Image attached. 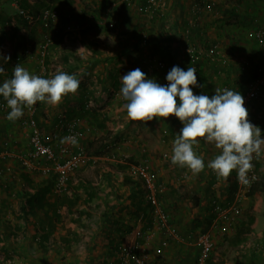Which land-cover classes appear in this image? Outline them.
<instances>
[{"label":"crops","instance_id":"crops-1","mask_svg":"<svg viewBox=\"0 0 264 264\" xmlns=\"http://www.w3.org/2000/svg\"><path fill=\"white\" fill-rule=\"evenodd\" d=\"M3 1L0 0V4ZM26 1L32 5L35 2ZM194 1L165 0V6L153 16L143 0H134L132 5L127 4V0H95L88 7H82V11L75 4L63 7L53 5L59 11L58 21L53 25L63 31L66 23L71 24L73 32L81 28L83 34L86 32L84 41L88 47H85L81 55L84 57L77 65H71L67 53L58 59V48H50L46 56L59 63L51 64L56 69L51 67L45 74H41L39 67L36 69L39 61L35 58L38 57L36 46L26 41L25 46L30 45L34 53L36 49V56L23 57L16 62V56L25 46L15 47L10 41L0 44L5 49H11L8 50L10 59L6 62L7 68L3 67L0 83L12 77L16 64L43 78H52L63 71L74 74L80 81L76 93L64 96L59 104L37 102L36 124L44 133L57 136L56 122L60 113L70 117L84 113L82 94L85 92L92 100L90 113L98 116L104 125V128H97L98 122L92 118L93 115H82L81 127L86 137L80 145L86 147L88 155L96 158L97 163L88 162L75 169L67 191L56 194L53 191V175L28 171L19 161L18 153L27 149L28 131L20 125V120L27 117L28 107L24 108L23 116L15 121L6 118L10 111L8 106L5 110L0 109V164L3 168L0 173V264H117L120 248L136 241L135 231L139 227L144 232L143 238L138 240L139 253L148 264H195L200 248L192 238L196 236H192L191 231L195 232L193 225L197 219L205 221L209 217L213 198H231L233 192L231 195L229 192L236 186L237 171L233 170L224 178L208 168L207 164L221 153V149L203 138H197L199 142L193 147L194 152L204 158L203 171L193 174L187 167L173 165V141L182 127L181 122L174 116L133 121L127 115V101L120 94L121 76L136 68H140L148 78L166 84L165 76L173 66L189 67L182 54L180 32L181 28L192 23L194 37L202 47L200 53L212 51V46L217 44L227 58L224 65L217 60L203 63L201 83L193 87L194 94L211 97L217 89L223 90L224 85L236 91L238 85H234V81L237 76L248 74L250 79L254 76L255 64L264 59V47L256 45L254 36L251 43L246 42L249 44L243 43V40L236 42L235 38L230 43L225 37L234 35L233 28L242 31L248 22H244L245 17L238 12L246 14L248 19L252 17L250 14L256 15L251 27L253 33L256 22L264 26V0H214L221 11L218 18L208 10L192 15L190 7ZM228 2L232 3L231 7ZM9 6L10 9L4 12L0 9V20L14 24L15 11L11 3ZM60 12L61 15L66 14V23L61 20ZM78 13L85 15L80 21L81 26L71 23L72 17L73 23L76 22ZM237 15L242 22L234 23V16ZM30 24H36L37 31L42 33L44 26L39 20ZM90 24L94 29L85 30ZM103 26L113 29L104 33ZM142 32L149 39L145 45L140 40ZM58 41L61 49L68 46L67 36L58 37L55 42ZM250 44L259 51L255 48L248 50L246 45ZM238 50L239 54L248 55L253 62L243 60L234 63L233 60L239 56ZM1 55L3 52H0ZM239 58L245 57L240 55ZM93 62L99 63L97 69L91 68ZM113 75L117 76L116 85L112 80L111 85L107 83ZM0 101L6 103L3 97ZM259 113L264 115V109ZM113 124L116 129L109 132ZM260 124L263 134L264 117ZM94 133H103V138H116L118 146L109 151L103 141L93 145L86 138L95 136ZM4 141L9 142L8 148L4 146ZM143 157L149 159L155 179L165 186L158 197L161 207L168 214L169 223L185 239L171 238L161 251L164 235L150 211L146 186L141 179L127 174L128 165ZM262 171L264 179V169ZM255 193L252 196L247 194L241 201L242 212L247 210L253 218L249 231L237 234L238 221L246 219H242L241 215L231 222L213 220L207 232L213 242L209 257L214 263L264 264V196L260 198V207L258 202L254 204ZM229 223L236 225L228 238L222 239Z\"/></svg>","mask_w":264,"mask_h":264},{"label":"clouds","instance_id":"clouds-1","mask_svg":"<svg viewBox=\"0 0 264 264\" xmlns=\"http://www.w3.org/2000/svg\"><path fill=\"white\" fill-rule=\"evenodd\" d=\"M8 56L0 57L7 62ZM4 68L0 67V73ZM166 84L148 78L140 68L121 76L120 94L125 101L128 117L133 121H151L153 118L176 117L182 127L173 141L171 163L187 167L193 174L205 168L204 158L197 155L193 147L197 138L214 143L221 153L211 160L207 167L227 178L237 171L240 182L247 184V173L253 168V154H260L264 145L261 129L248 119V110L239 91L217 89L209 97L194 94L197 86V70L173 66L166 74ZM80 81L74 74L60 71L52 78H43L30 73L16 64L10 79L0 83V97H3L10 111L9 121L23 116L24 108L37 102L59 104L68 94H75ZM192 86V87H190ZM72 138V143L76 144Z\"/></svg>","mask_w":264,"mask_h":264},{"label":"built area","instance_id":"built-area-1","mask_svg":"<svg viewBox=\"0 0 264 264\" xmlns=\"http://www.w3.org/2000/svg\"><path fill=\"white\" fill-rule=\"evenodd\" d=\"M133 1L134 0H127V4H133ZM146 2L148 4V9L151 16L156 15L157 12L165 6V0H146ZM11 5L16 11V14L26 18L29 24L30 22L36 21V19H38L42 26H48L50 24H54L59 18V11L55 7L43 8L39 10L36 16L35 14L20 8L18 0H12ZM203 10L210 11L215 18L221 16L220 8L214 0H195L191 4L190 12L192 15L200 14L203 12ZM192 25L194 24L192 23ZM110 26H112V23ZM70 30H72L71 24L66 23L64 31ZM180 36L183 52L182 54L184 55L189 67H194L197 70L196 88L201 83V71L199 70L200 51L193 42L194 32H192V26L181 28ZM253 36L257 46L260 48L264 47V26L257 23ZM140 40L143 45L147 44L149 40L148 35L145 32H142ZM51 44V36H46L39 47L38 63L41 71L44 74L47 71L45 57L51 48ZM0 47V49H5L4 45H1ZM31 49L32 48L30 45L25 46V48L20 51L21 53L18 55L17 59L20 60L23 57L36 56V49L35 53ZM211 50V55H214L215 51L217 59H219L223 64L227 63V58L218 49L217 44L212 46ZM212 59L214 58L212 57ZM225 88L231 89V87L228 85H224V89ZM241 95L244 99V106L246 109L248 102L258 103L264 109V59L257 64L254 76L244 86ZM91 101V99H88L87 105H89ZM0 109H7V104L3 101H0ZM35 111L36 104L28 107L27 117L20 120V125L25 127L28 131V143L26 145L27 149L21 154L18 153L20 164L28 171H37L45 176L53 175V191L56 194L65 193L68 189L72 172L85 163H97V159L90 157L85 147L80 145V141L84 136V130H82L81 120L79 118H68L64 112L60 113L56 122L57 136L54 137L51 134L44 133V131L37 126L36 119L34 117ZM112 128L114 129L115 126ZM73 137L77 141L76 144L72 143ZM107 141L108 149H114L118 146V140H116V138L110 136V138H107ZM3 144L7 148L10 145L7 141H4ZM252 164L253 168L247 173V184L240 182L237 175L235 176V183L237 187L233 191L230 200L225 202L217 197L211 200V203L213 204V209L211 210L216 219L232 220L241 214V201L246 198L251 185L259 180L257 169L253 162ZM2 171L3 168L0 164V173ZM128 171L132 177L141 179L146 186L147 202L153 206L152 213L154 214L159 228L162 230L164 235L163 239L161 240V247L159 250L161 251V248L168 244L169 239L182 238L178 230L169 223L168 214L161 207L158 200V195L165 189V186L163 183L155 179V174L147 157L138 160L137 163H130ZM139 222H141V219H139ZM143 233L144 232L142 231L141 227H139L135 231L136 241H134L131 245L120 248L118 252L117 264H148L145 257L139 253L140 244L138 240L143 238ZM195 242L200 248V252L195 259V264H207L209 254L213 247L210 234L208 232L199 234L196 237Z\"/></svg>","mask_w":264,"mask_h":264},{"label":"rangeland","instance_id":"rangeland-1","mask_svg":"<svg viewBox=\"0 0 264 264\" xmlns=\"http://www.w3.org/2000/svg\"><path fill=\"white\" fill-rule=\"evenodd\" d=\"M95 0H89V2H87V0H35V2L33 3V5L31 4V6H34L33 8H35L34 9V12H38L39 10H41V9H43V7H45V6H53V5H55V6H57V7H59V5H60V7H63V6H65V5H70V6H73L74 4L76 5V6H78L79 8H77V9H79V10H81L82 11V7H85V6H87L88 7V4L89 3H91V2H94ZM232 3H227V5L229 6V7H231L232 5H231ZM132 5V4H131ZM246 5H244V7H245ZM248 6H252V4H249ZM54 7V6H53ZM243 9V8H242ZM244 11H245V9H243ZM14 12V11H13ZM251 12V11H250ZM239 14L238 15H242V17H245L244 19V22H247V23H245L244 24V29H243V27H242V31H240V30H238L237 31V29H232V32L234 33V35H230L229 37H228V35H227V37H225L226 39H229L230 40V43H231V39H233V38H235V40L234 41H236V42H238V41H240V40H243V43H245V44H249V43H246V42H250V41H252L253 40V28H251L252 27V25L254 24L253 23V21L254 20H256V15H252V14H250L249 16H252L250 19H248L247 17H246V14H243L242 12H238ZM60 15H61V12H60ZM238 15L237 16H234V23H236V22H242L243 20H241L239 17H238ZM79 16V17H78ZM78 16H77V18H76V22H74L73 23V20H72V18H71V23L72 24H76L77 26H79L80 25V21L82 20H84V16H82L81 15V13H78ZM60 18H61V20L63 21V22H65L66 23V14H62L61 16H60ZM61 20H60V24H61ZM70 22V21H69ZM258 22H256L255 24H257ZM32 25V24H31ZM36 25V24H35ZM56 25H58V24H56ZM81 26V25H80ZM104 27V26H103ZM34 28H35V31H34V33L31 35V36H29L26 32H24V36H25V38H26V41L27 42H29V43H31L32 45H34V46H36V49H38V51H37V55H38V57H36V59H38L39 58V47H40V45H41V43H42V41L45 39V37L46 36H51V39H52V44H51V49H53V48H58L57 49V52H59L58 54H57V58L58 59H60V57L61 56H63L64 55V53H67L68 55L67 56H70L69 58H70V60H71V65H77V63H79V60H80V58L81 57H84V56H81L82 55V53L85 51V47L87 46L88 47V45L87 44H85V41H84V38H85V36H84V34H86V32L83 34L82 33V29L81 28H79V30H76V31H63V29L61 28L60 29V27H55V25H48V26H44V28H41V29H43V31H42V33H40V32H38L37 30V27L36 26H34ZM77 28V29H78ZM105 29H104V33H107V32H110L113 28H107V27H104ZM85 30H92V29H94V27L90 24L88 27H86V28H84ZM252 31V32H251ZM67 36V39H68V46H66L64 49H61L60 47H58V46H60V44L59 45H55V41L57 40V38L58 37H60V36ZM28 36V37H27ZM223 38V37H222ZM218 41H220L219 39H217ZM79 42H82L81 44H79ZM251 43V42H250ZM253 43V42H252ZM65 45V44H64ZM244 45V44H243ZM251 46H249V45H246L247 46V49L248 50H251V49H253V48H255L257 51H259L257 48H256V46L254 45V46H252V44H250ZM235 45H233V47H234ZM200 48H202L201 46H200ZM8 50H11V49H1V51L0 52H3V56H8V55H10L11 53H8ZM90 50L91 51H95V50H93L92 48H90ZM238 52V54L237 55H239L238 56V58H236V59H234L233 60V62L234 63H237V62H240V61H243V60H247L248 62H253V59H251V58H248L249 56L248 55H246V54H239L240 53V50H238L237 51ZM48 54V53H47ZM50 55H52V54H50ZM240 55L241 56H243V57H245V58H242V59H240L239 57H240ZM2 56V55H1ZM247 57V58H246ZM55 64V63H57V65H58V63L59 62H56L53 58H51V57H45V64H48V65H46L47 66V70L48 71H50L51 69V67H52V69H56V67L55 66H51V64ZM99 63L98 62H93L92 64H91V68L92 69H97L99 66ZM38 67H39V63H37L36 64V69H38ZM71 67V66H70ZM76 67V66H75ZM74 67V68H75ZM39 69H40V67H39ZM40 71H41V69H40ZM41 74H44L42 71H41ZM250 76L251 75H248V74H242L241 76H237V80L236 81H234V85H238V87L236 88V91H239L240 92V94H242V92H243V86H245L248 82H249V80H250ZM93 79H95L94 77H92ZM93 81V83L95 82V80H92ZM111 79L109 80L108 79V82L107 83H109L110 85H111ZM120 96H117V98H119ZM36 106H37V103H36ZM247 109H248V119H249V121L253 124V125H255V126H258L259 128H261L262 126H261V124H260V121L262 120V118L264 117V115H263V113L262 114H260L259 112H261L263 109H262V107H261V105H259L258 103H249L248 102V105H247ZM114 126V125H113ZM112 125H110V130L109 131H114V129H116V128H114V129H111V127H113ZM118 129V128H117ZM95 134V133H94ZM103 133H96L95 134V136H90L89 138H87V141H92V144L93 145H99L102 141H103V139L105 138H103ZM262 136H264V133L262 134ZM88 144L89 145H91V142L89 143L88 142ZM142 159V158H141ZM259 162L260 164H261V166L258 168V170H257V172H258V175L260 176V178L261 177H263V169H264V145H261V151H260V154L257 156L256 154H253V160H252V162L253 163H255V162ZM255 165V164H254ZM256 166V165H255ZM181 179H184V177H182ZM249 194V193H248ZM256 194V193H255ZM260 194V195H259ZM264 194V192L262 193V192H259L258 194H256V197L254 198V204L256 203V202H258L259 203V205H260V207H261V197L262 196H264L263 195ZM259 195V196H258ZM158 200H159V197H158ZM250 200H252V198L250 199ZM188 203V201H186L185 202V205ZM248 205V204H247ZM186 207V206H185ZM185 213H188L187 211H185ZM249 214V212L246 210V211H243L240 215V217H242V219H244L245 217L247 218V215ZM233 220V219H232ZM232 220H230V222L232 221ZM174 222H175V224H178V223H176L177 221H175L174 220ZM181 222H182V220H181ZM212 222H213V220L212 221H208L207 220V218H205V221H203V220H201V219H197V223H195L193 226H194V231L195 232H193V231H191L192 232V236H198L199 234H201V233H203V232H207L208 231V229L210 228V226L212 227ZM236 224H231V223H229L228 224V228H224L225 230H224V232H223V234H222V239L224 238V239H227L228 238V235L230 234V233H232V230H233V228H234V226H235ZM177 226V225H176ZM236 229H238V227L236 228ZM210 231V230H209ZM184 239V238H183ZM185 240V239H184ZM222 242H225L224 240L222 241Z\"/></svg>","mask_w":264,"mask_h":264},{"label":"trees","instance_id":"trees-1","mask_svg":"<svg viewBox=\"0 0 264 264\" xmlns=\"http://www.w3.org/2000/svg\"><path fill=\"white\" fill-rule=\"evenodd\" d=\"M144 2H145V4H146V6L148 5L147 4V2H146V0H143ZM12 2V0H4L3 2H1L2 4H0V9H2V11L4 12V10L5 9H10V6H9V4ZM36 3V2H35ZM18 4H19V6H20V8H22V9H24V10H26V11H28V12H30V13H32V14H35L36 16H37V13L39 12H34V9L35 8H33L34 6H31V4L29 3V2H27L26 0H18ZM217 4V3H216ZM45 7H48V6H45ZM147 9H148V7H147ZM13 10V9H12ZM13 11H15V10H13ZM14 17H15V23L14 24H11L9 21H6V22H2L1 20H0V44L2 43V42H5V41H10V42H12L14 45H15V47H24L26 44V38H25V34H24V32H26L29 36H31L33 33H34V31H35V28H34V26H36V25H31V24H29L28 23V21H27V19L26 18H24V17H22L21 15H19V14H16V11H15V13H14ZM38 20V19H37ZM193 22V21H192ZM35 23H36V21H35ZM191 26H194V25H190V26H186V27H191ZM192 32H193V29H192ZM28 37V36H27ZM194 44L196 45V47L198 48V50L200 51L202 48H200V46H199V43L196 41V39H195V37H194ZM256 42V41H255ZM59 44V41H58V43H55V45H58ZM256 45H257V43H256ZM208 53V55H206ZM207 53L205 54V52L204 53H200V55H199V57H200V60H199V70L201 71V73H202V68H203V63L204 62H213V61H216L217 60V62L218 63H222L219 59H217V56L214 54V55H211L210 54V50L209 51H207ZM203 55H205V56H207V57H204ZM212 57L214 58V59H212ZM18 58V56H16V62H20V60H22V58L19 60V59H17ZM208 58V59H207ZM15 59V58H14ZM24 59V58H23ZM202 59V60H201ZM65 60L66 61H68L67 60V57L65 58ZM0 64L2 65V67H4V68H7V65H6V62L4 61V60H0ZM257 64L258 63H256L255 65L257 66ZM224 65V64H223ZM189 66V65H188ZM256 66H255V68H256ZM255 68H254V71H255ZM46 73H48V71H46ZM221 73V72H220ZM219 73V74H220ZM2 73H0V82H1V80H2ZM201 79H202V77H201ZM111 80H112V83H113V85H116L117 83H118V81H117V76L116 75H113L112 77H111ZM201 82V81H200ZM83 96H82V98H84V103H83V110H84V113H81L80 114V116H77V115H75V116H73V117H77V118H79L80 120H81V117H82V115L83 116H85V114H91V115H93V119L94 120H96L97 122H98V124H97V128H104L103 126V124L102 123H100V118L98 117V116H94V114H92V113H90V110H91V108H90V106L89 105H87L88 104V99H91V96L88 94V93H83L82 94ZM96 110H98L97 108H96ZM34 117H35V119L37 120V116H36V111H35V113H34ZM68 118H71L70 116H67ZM103 119V117L101 118V120ZM247 119H248V117H247ZM249 120V119H248ZM102 122H103V120H102ZM91 125V124H90ZM262 126V125H261ZM83 130V129H82ZM110 132V131H109ZM110 135V134H109ZM85 137H86V135H85V133H84V136H83V139L82 140H84L85 139ZM109 138H110V136H108ZM87 139V138H86ZM103 143H104V145L106 146V148H107V145H108V141H107V138H105L104 140H103ZM85 147V146H84ZM103 147V146H102ZM116 148V147H115ZM85 149H86V147H85ZM108 149V148H107ZM113 149V148H112ZM112 149H109V151H111ZM87 150V149H86ZM113 151V150H112ZM88 152V151H87ZM143 158H145V157H143ZM138 161H134V163H137ZM256 166V169L257 168H259L260 166H261V164L259 163V162H255L254 163ZM129 166V165H128ZM129 168V167H128ZM258 170V169H257ZM127 174L130 176V174H129V171H127ZM259 176V175H258ZM237 187V185L232 189V190H230V195H231V193L235 190V188ZM255 192H264V179H263V177H261L260 178V176H259V180L257 181V182H255L253 185H251V187L249 188V191H248V193L250 194V196H252ZM247 193V194H248ZM264 195V194H263ZM231 199V198H230ZM230 199H225V200H223V201H228V200H230ZM148 205H149V208H150V211H153V206L150 204V203H148ZM209 209L211 210V209H213V204L211 203V205H210V207H209ZM241 213H242V211H241ZM240 216V215H239ZM215 219V215L213 214V212H212V210L210 211V215H209V217L207 218V220L208 221H212V220H214ZM252 217H250V215L248 214L247 215V218L245 219V220H239L238 221V223H237V227H238V229H237V234L240 232V231H249L250 230V224H251V222H252ZM216 221H219V220H223V219H215ZM223 221H226V222H230V220H223ZM196 237L197 236H195V237H192L194 240L196 239ZM207 264H216V263H214L213 261H212V259H210V257H208V260H207Z\"/></svg>","mask_w":264,"mask_h":264}]
</instances>
